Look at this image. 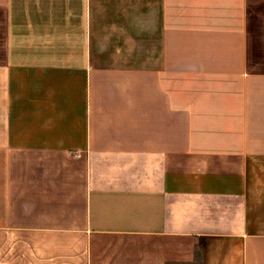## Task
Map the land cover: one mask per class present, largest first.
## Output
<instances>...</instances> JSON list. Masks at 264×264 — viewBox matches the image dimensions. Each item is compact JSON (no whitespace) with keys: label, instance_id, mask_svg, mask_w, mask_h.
Returning <instances> with one entry per match:
<instances>
[{"label":"crops","instance_id":"crops-1","mask_svg":"<svg viewBox=\"0 0 264 264\" xmlns=\"http://www.w3.org/2000/svg\"><path fill=\"white\" fill-rule=\"evenodd\" d=\"M0 264H264V0H0Z\"/></svg>","mask_w":264,"mask_h":264}]
</instances>
